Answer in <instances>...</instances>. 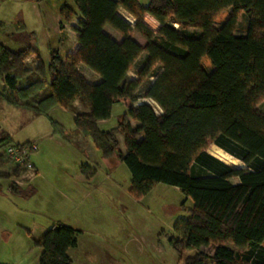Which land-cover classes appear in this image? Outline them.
<instances>
[{
  "label": "trees",
  "instance_id": "trees-1",
  "mask_svg": "<svg viewBox=\"0 0 264 264\" xmlns=\"http://www.w3.org/2000/svg\"><path fill=\"white\" fill-rule=\"evenodd\" d=\"M72 2L79 14L73 54L62 56L51 48L45 63L31 45L12 50L0 43V99L34 115H47L55 106L72 111L74 133L89 137L102 158L116 155L125 164L135 198L154 182L177 187L191 200L187 218L176 228L179 238L170 242L176 251L194 250L184 264H264V110L258 108L264 100V0H148L144 7L138 0ZM68 7L59 10L67 22L73 17ZM118 8L135 23L126 22ZM227 8L231 14L215 27V17ZM242 11L251 18L246 33L236 35V14ZM146 14L159 23L156 31L144 22ZM171 23L200 32H182ZM106 25L121 35L120 41L104 32ZM24 28L20 22L17 31ZM135 31L145 46L133 39ZM142 51L147 56L137 79L127 80ZM30 56L35 57L34 67L25 63ZM204 57L211 70L201 65ZM79 65L100 80L88 81ZM150 76L153 81L137 96ZM139 97L152 100L159 112L148 103L135 104ZM75 100L85 109L78 111ZM120 101L126 111L116 126L99 129L96 121L109 118L112 105ZM129 118L138 124L131 126ZM50 125L52 134L78 146L63 126L53 120ZM116 134L124 137V153ZM27 142L0 135V148ZM211 144L245 167L209 154ZM11 164L0 153V166L7 169L1 177L15 178L25 171ZM233 177L236 183L230 181ZM8 189L21 194L12 181ZM25 231L41 248L38 264H73L67 251L76 245L79 229L56 223L39 236ZM210 244L211 254L201 250Z\"/></svg>",
  "mask_w": 264,
  "mask_h": 264
},
{
  "label": "rangeland",
  "instance_id": "rangeland-1",
  "mask_svg": "<svg viewBox=\"0 0 264 264\" xmlns=\"http://www.w3.org/2000/svg\"><path fill=\"white\" fill-rule=\"evenodd\" d=\"M138 3L144 7L148 0H138ZM63 4H67L73 12V17L68 22L60 16L59 8ZM117 13L129 24L135 23V18L122 8H118ZM230 14L231 8L220 12L213 25L219 27ZM58 15V37L61 39L67 34L74 46V27H78L79 14L72 0H0V21L5 19L6 22L5 25H0V43L12 50L30 44L38 49L43 60L48 61L49 47H60L51 28ZM250 18V13L238 12L234 34H245ZM20 22H24V30L17 31L16 28L11 32L8 29L18 26ZM144 22L154 31L159 27V23L149 14L145 15ZM172 25L182 32H200L193 27L183 29L176 23ZM108 30L120 36L106 25V31L109 32ZM133 39L145 46L146 40L136 31ZM60 52L62 53L61 50ZM145 56L147 53L142 51L128 72L127 80L137 79L136 71L142 66ZM201 65L207 70L212 69L207 57L201 60ZM155 71H160L159 65ZM86 76L88 81L93 80L92 75ZM153 79L150 76L143 81L136 92L137 96L142 95L144 88ZM141 102L150 104L159 112L152 100L139 97L135 104ZM258 108L264 110V100ZM124 111L126 105L123 101L113 104L110 117L107 121L98 123V128L108 130L115 126ZM51 119L61 122L65 129L73 127L72 114L59 107L53 109L48 116H36L28 109L8 106L0 99V129L7 130L15 143L47 134L52 130ZM128 121L130 125L135 124L131 118ZM71 139L73 140V136ZM77 139L80 149L67 143L59 146L51 139H44L43 143L35 140L38 150L31 154L30 161L39 166V176L31 182L24 178H11L12 182L24 188L20 189L22 194L32 191L30 182L35 189L39 206L35 212L25 213L26 218L23 219L13 215L0 217V264H38L41 249L33 245L25 228L31 230L34 236H39L56 223L80 230L77 253L79 259L85 261L82 264H184L185 258L191 256L194 250L187 248L176 251L170 242L179 238L176 228L178 229L182 219L187 218L191 200L185 199V195L177 187L161 182H154L141 197H133L129 192L131 175L125 164L116 155L108 159L102 158L89 137L78 135ZM207 152L226 164L245 167L213 144L207 148ZM81 165L85 169L84 182L76 178ZM14 166L11 164L10 168ZM3 180L0 178L1 182ZM230 181L236 183L238 180L233 177ZM61 192L70 195V199ZM79 192H85L86 197L80 198ZM29 200L26 199L27 202ZM15 221H21L24 229L18 227ZM212 246L210 244L201 250L211 254ZM229 246L234 248L231 244Z\"/></svg>",
  "mask_w": 264,
  "mask_h": 264
},
{
  "label": "crops",
  "instance_id": "crops-1",
  "mask_svg": "<svg viewBox=\"0 0 264 264\" xmlns=\"http://www.w3.org/2000/svg\"><path fill=\"white\" fill-rule=\"evenodd\" d=\"M33 4V3H32ZM64 5V4H63ZM63 5H61L60 6V8L63 6ZM60 8H59V10H60ZM124 10V9H123ZM39 13V12H38ZM16 15H17V13L16 14H14V16H15V18H16ZM5 19H2L1 21H0V25L1 26H3V25H5L6 24V22L4 21ZM59 21H60V16L58 15V17H57V20H56V22H55V24L54 25H52L51 26V28H52V32H53V34L55 35V39H56V41L59 43V45H60V47L59 48H56V49H58V51H59V53L62 55V56H65V54H73L74 53V51L76 50V48H77V41H76V43L74 44V46H73V44L71 45V42L69 41V38H67V34H65V37H63V38H59L58 37V32H59V30H57L58 29V26H59ZM23 24H24V22H22ZM56 24H58L57 26H56ZM10 25V24H9ZM65 24H63V26H64ZM70 26L71 27H74L72 24H70ZM24 27H25V25H24ZM16 28H17V25H15L14 27H11V28H8L11 32H13V31H15L16 30ZM74 28H77L76 26L74 27ZM1 29V28H0ZM103 30H104V32L106 33V34H108L111 38H113L114 40H116V41H120L121 40V35L119 36V35H117L116 33H114V32H110L109 30V32H107L106 31V26H104V28H103ZM74 31H75V29H74ZM75 38H77V33H76V31H75ZM61 43V44H60ZM27 45H30V44H26L25 46H27ZM140 46H141V44H139ZM32 46V45H31ZM33 47V46H32ZM143 47V46H142ZM38 50V49H37ZM60 50L62 51V53L60 52ZM39 52V51H38ZM49 52H50V47H49ZM40 55V54H39ZM41 57V56H40ZM146 57V56H145ZM42 59V58H41ZM43 60V59H42ZM48 60H49V57H48ZM45 63L46 62H48V61H45V60H43ZM25 63L27 64V65H29L30 67H34L35 66V57L34 56H30V57H27L26 59H25ZM78 69H80V70H82V74L85 76V77H87L86 75H88V74H90V75H92V77H93V80L92 81H90V82H97V81H99L100 80V77L98 76V75H96L94 72H92L90 69H88L87 67H85L84 65H79L78 66ZM87 71V72H86ZM3 87V81L0 79V88H2ZM2 101H4V100H2ZM5 102V101H4ZM6 103V102H5ZM8 106H11V107H14V106H12V105H10V104H8V103H6ZM73 105L76 107V109L78 110V111H82V110H84L85 108L79 103V101L78 100H75L74 101V103H73ZM56 107H59V108H61V109H63V110H66V111H69L71 114H72V117H73V127L71 128V129H65V127L62 125V123L61 122H58V120L56 121V119H51V120H53V121H55V122H57L59 125H61V126H63V128L66 130V132L67 133H72L73 134V140L74 141H77V143H78V146L76 147V148H81V145H80V143H79V140L77 139V137H78V135L79 136H81V137H83V138H85L84 136H82V135H80V134H75L74 133V116H75V114L72 112V111H70V110H68V109H64L63 107H60V106H55V107H53L49 112H48V114H47V116L49 115V113L50 112H52L53 111V109H55ZM15 108H18V107H15ZM23 109H25V108H23ZM125 112V111H124ZM36 116H38V115H36ZM108 119V118H107ZM107 119H102V120H97L96 121V124H97V126H98V123H100V122H104V121H107ZM133 122L135 123L134 125H131V126H135L136 124H138L137 122H135L134 120H133ZM130 124V123H129ZM116 126V125H115ZM115 126H113V127H115ZM113 127H111V128H113ZM0 135H5V136H7L11 141H12V138H11V136H10V134H9V132L7 131V130H2V129H0ZM55 137H57V138H55ZM116 138H117V140H118V142H119V149H120V151L122 152V153H124V149H123V147H124V137H123V135H121V134H116ZM44 139H51V140H53V142L54 143H57L59 146H63V143H67L68 145H71V146H74L71 142H69V141H67V140H65L64 138H62L61 136H58L57 134H52V132L51 131H49L47 134H43V135H36V136H34V137H32V138H29V139H26L24 142H26V141H30V142H35L36 143V141L35 140H39V141H42V143H43V141H44ZM72 140V141H73ZM12 142H14V141H12ZM15 143V142H14ZM37 144V143H36ZM42 146H43V144H42ZM31 163L33 164V167H34V169H35V175L29 180L30 182L31 181H33L37 176H39V170H40V168H39V166L37 165V164H34V162H32L31 161ZM83 166L81 165V167H80V169H78V173H76V171H75V173H76V178L79 180V181H82V182H84V180H85V175H84V168H82ZM7 169L5 168V167H2V166H0V172H5ZM0 178H2V179H4L2 182L0 181V217H2V218H7V216H11V215H13V216H15V217H18V218H26V214L25 213H28V212H35L36 210H37V208H38V206H39V202H38V197L37 196H35L36 195V193H35V189L31 186V184H30V182H29V185H30V187L32 188V191L31 192H29L30 194L29 195H24V194H20V195H14V194H12L10 191H9V189H8V185H9V183H10V181H12L11 180V178H7V177H1L0 176ZM18 185V184H17ZM18 187L22 190V189H24L23 187H21V186H19L18 185ZM62 193V192H61ZM65 197H67V198H69V196L70 195H67L66 194V192H64V193H62ZM79 195V197L80 198H84V197H86V193L85 192H79L78 193ZM30 199L29 200V202H27L26 201V199ZM19 199H21V200H19ZM70 199V198H69ZM26 203H28V206H25V204ZM24 215V216H23ZM15 220H17V219H15ZM16 223V225L18 226V227H21V229L23 228V225H21L22 223H21V221H15ZM24 229V228H23ZM26 229H28V228H26ZM0 237H2V235H0ZM79 233L77 234V241H76V245L74 246V247H72V248H70V249H68V251H67V254H68V256L70 257V259L72 260V262H73V264H82L83 262H85V261H83L82 262V260L81 259H79V257H78V248H79ZM37 247V246H36ZM40 248V247H39ZM41 249V248H40ZM40 253H41V251H40ZM40 256V255H39ZM39 259V258H38ZM38 259H37V263H38Z\"/></svg>",
  "mask_w": 264,
  "mask_h": 264
},
{
  "label": "built area",
  "instance_id": "built-area-1",
  "mask_svg": "<svg viewBox=\"0 0 264 264\" xmlns=\"http://www.w3.org/2000/svg\"><path fill=\"white\" fill-rule=\"evenodd\" d=\"M38 150L35 142L28 141L24 144H10L4 148H0V153H4L11 159L13 165L25 167V171L19 176L30 180L36 173L33 164L30 161V156Z\"/></svg>",
  "mask_w": 264,
  "mask_h": 264
}]
</instances>
